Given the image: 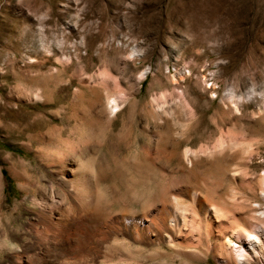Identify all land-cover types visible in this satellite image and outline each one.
I'll return each instance as SVG.
<instances>
[{"label":"rangeland","instance_id":"rangeland-1","mask_svg":"<svg viewBox=\"0 0 264 264\" xmlns=\"http://www.w3.org/2000/svg\"><path fill=\"white\" fill-rule=\"evenodd\" d=\"M94 94L107 111L94 109ZM93 110L115 116L101 128L109 211L128 221L167 194L174 206L164 244L119 232L108 245L120 253L93 264H264V239L248 246L264 231V0H0V217L9 232L42 227L33 210H13L25 198L5 157L55 201L37 136L74 124L59 126L60 116ZM79 228L71 242L93 244L91 227ZM3 237L0 229V264H9Z\"/></svg>","mask_w":264,"mask_h":264},{"label":"bare ground","instance_id":"bare-ground-1","mask_svg":"<svg viewBox=\"0 0 264 264\" xmlns=\"http://www.w3.org/2000/svg\"><path fill=\"white\" fill-rule=\"evenodd\" d=\"M44 18L46 17L42 16V19ZM44 32V27L41 26L39 33L43 41L46 39ZM56 44L61 45L62 42L59 40ZM44 91L46 92L45 87L41 86L42 96L36 95V97L45 98ZM94 95L95 98H91L94 109L102 108L103 111H107L98 94ZM114 108L119 110V105L115 103ZM114 117L109 114L103 116L92 111L91 115L80 118L60 116L59 126H64L66 122L74 124L67 130L50 126L46 133H40L37 136V143L40 146L38 151L36 150L37 154L43 162L51 166V172L46 177L50 184V191L56 198L55 201H45V194L49 193L47 186L40 180L36 183L31 181L29 175L22 172L24 165L20 161H12L11 158L5 157L11 165L25 198L17 202L13 210L18 211L22 206L33 210L34 223L42 227L40 231L34 229L33 233L28 230L29 232L26 231L18 236L19 230L9 232L5 228L4 217H0V229L4 232L1 241L7 251L9 264H93L96 261H108L121 251L117 245H108L109 239L119 232L126 233L134 242H142L148 238L151 242L158 241L160 242L158 244H164L162 236L172 231L170 222L173 221L174 214V206L168 194L161 199L159 208L152 210V213L134 212L128 221H125L121 213L113 215L106 204L104 190L100 187V174L103 171L102 167L106 164L105 156L100 153L102 145L106 144V137L101 128L103 125L111 126ZM74 118L76 119L73 120ZM188 193L194 194L190 189ZM27 199H31L30 203L26 202ZM199 203L201 208L206 207L204 201ZM1 211L2 183L0 180ZM14 211L8 213L9 216L5 219L15 220ZM79 225L91 227L94 242L93 239L90 242L93 244L88 245L81 241L79 244L71 242L75 237H79L78 235L83 236ZM254 237L255 239H248V246L253 248L262 238L264 239V231ZM164 246L168 245L165 243ZM253 248L251 251H254ZM248 250L250 249L245 247L242 252H248Z\"/></svg>","mask_w":264,"mask_h":264}]
</instances>
